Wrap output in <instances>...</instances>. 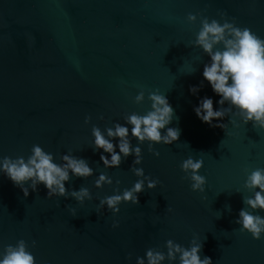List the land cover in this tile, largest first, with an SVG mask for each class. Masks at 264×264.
<instances>
[{
	"label": "water",
	"instance_id": "obj_1",
	"mask_svg": "<svg viewBox=\"0 0 264 264\" xmlns=\"http://www.w3.org/2000/svg\"><path fill=\"white\" fill-rule=\"evenodd\" d=\"M219 11L264 38V0H0V157L27 158L39 144L57 163L71 150L95 170L66 182L70 190L90 189L93 198L83 204L71 196L48 197L43 184L25 197L0 173V251L23 238L36 264H135L149 247L166 251L168 239L188 246L196 236L201 257L212 264H264V234L255 239L235 222L248 207L243 196L251 195L246 174L264 168V129L238 117L239 127L233 126L227 116L225 129L210 127L193 111L200 97H212L214 108L219 97L201 74L209 58L190 45L199 18L190 23L186 17L201 12L219 20ZM192 63L196 71L185 73ZM202 80L199 93L191 94L189 86ZM157 90L172 105L168 126L178 127L180 136L154 144L159 156L148 142L141 144L143 160L136 166L160 182L145 187L137 204L122 202L115 215L106 206L97 209L99 198L137 177L132 155L118 168L103 167L102 150L91 146L92 125L104 129L132 111L145 113L148 93ZM140 91L145 99L137 103ZM85 116L91 117L87 124ZM189 156L204 161V192L193 191L180 168ZM100 172L113 183L95 187Z\"/></svg>",
	"mask_w": 264,
	"mask_h": 264
},
{
	"label": "clouds",
	"instance_id": "obj_2",
	"mask_svg": "<svg viewBox=\"0 0 264 264\" xmlns=\"http://www.w3.org/2000/svg\"><path fill=\"white\" fill-rule=\"evenodd\" d=\"M218 15L221 18L219 20L201 12H189L186 17L190 23H195L199 18V29L190 45L201 49L209 58L203 64L201 74L213 93L219 97L216 101L219 107L216 108L212 97H200L193 111L201 122L210 127L225 129L227 124L222 121L227 116L233 126L239 127V123L245 125L251 122L254 128L264 129V38L251 28L238 25L235 18H226V12L219 11ZM194 71L196 68L192 63L185 73L191 74ZM203 82L202 80L200 84L190 85L189 92L197 95ZM134 99L137 103L142 102L145 99L144 91L138 92ZM148 99L151 101L150 109L143 114L132 111L124 115L123 123L115 121L112 126L104 129L92 125L91 146L93 151L102 150L100 160L103 167L118 168L122 159L132 155L134 159L130 170L137 177L130 187L122 191L115 189L113 194L99 198L97 209H105L106 206L115 215L119 213L122 202L137 204L138 194L145 187L153 189L160 182L145 174L142 167L136 166L143 160L140 145L148 142V150L159 156V151L153 145L173 143L178 140L180 129L168 126L173 120L174 109L166 95L158 90L151 91ZM236 117L239 118V123ZM100 118L103 119L102 116ZM90 120V116H85L84 123L87 124ZM133 139L137 141L136 144L132 143ZM203 163L202 159L189 156L180 164L181 170L191 181L190 188L193 191H205L207 179L199 172ZM94 172L85 158L74 155L71 150L62 153L60 162L57 163L54 154L39 144L32 145L27 158L0 157V173L18 186L25 197L29 195L30 189L36 191L43 184L48 197L71 196L83 204L85 200L93 198L90 189L81 186L78 190H70L66 188V182L73 176L91 177ZM112 183L113 178L106 172H100L94 180L97 188ZM115 183L119 184L120 181L116 180ZM244 187L251 192V195L243 196V204L248 207L239 210L235 222L240 226V231L246 230L253 238L259 239L264 234V216L255 210H264V168H255L248 172ZM66 207L73 216L76 215L75 208ZM226 208L231 211L230 206ZM167 210L172 211L171 207ZM118 225L119 221L114 220L112 227ZM35 244L36 241L33 240L32 245ZM202 247V241L196 236H193L188 246L168 239L165 241L166 251L149 247L143 256L136 257L135 264H164L165 261L168 264H212L211 257H201ZM0 264H36V258L29 250L28 242L21 238L15 244L4 246L3 251H0Z\"/></svg>",
	"mask_w": 264,
	"mask_h": 264
}]
</instances>
